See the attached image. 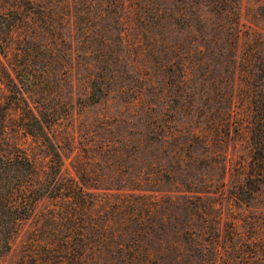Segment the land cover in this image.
Masks as SVG:
<instances>
[{"label":"rangeland","instance_id":"obj_1","mask_svg":"<svg viewBox=\"0 0 264 264\" xmlns=\"http://www.w3.org/2000/svg\"><path fill=\"white\" fill-rule=\"evenodd\" d=\"M0 46L1 264H264V0H0Z\"/></svg>","mask_w":264,"mask_h":264},{"label":"trees","instance_id":"obj_2","mask_svg":"<svg viewBox=\"0 0 264 264\" xmlns=\"http://www.w3.org/2000/svg\"><path fill=\"white\" fill-rule=\"evenodd\" d=\"M5 51L0 46V90L7 73L4 72L3 57ZM27 111L33 120L40 123V119L31 109ZM41 124V132L44 134ZM48 148L57 163L60 154L49 137ZM36 168L30 158L23 152L7 153L0 145V264L2 258L11 251L12 241L18 234L21 226L28 221L35 210V205L40 199L39 190L34 187Z\"/></svg>","mask_w":264,"mask_h":264}]
</instances>
